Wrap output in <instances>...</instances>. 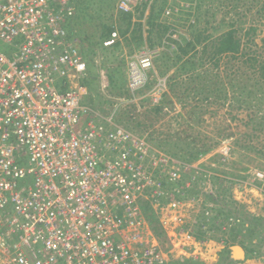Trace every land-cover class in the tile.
I'll use <instances>...</instances> for the list:
<instances>
[{"label": "rangeland", "instance_id": "rangeland-1", "mask_svg": "<svg viewBox=\"0 0 264 264\" xmlns=\"http://www.w3.org/2000/svg\"><path fill=\"white\" fill-rule=\"evenodd\" d=\"M72 8L66 31L97 76L85 103L146 140L155 165L162 161L153 174L163 198L152 203L148 191L138 204L166 264L175 261L166 230L178 233L173 240L185 233L202 241L196 250L206 261L221 263L223 249L243 240L259 253L246 254L248 263L264 264V0H76ZM229 29H237L238 52L213 55ZM109 30L116 45H104ZM131 67L144 75L134 88Z\"/></svg>", "mask_w": 264, "mask_h": 264}, {"label": "built area", "instance_id": "built-area-1", "mask_svg": "<svg viewBox=\"0 0 264 264\" xmlns=\"http://www.w3.org/2000/svg\"><path fill=\"white\" fill-rule=\"evenodd\" d=\"M75 1L0 0V264H166L138 204L163 198L162 161L85 103L87 61L65 28Z\"/></svg>", "mask_w": 264, "mask_h": 264}, {"label": "trees", "instance_id": "trees-1", "mask_svg": "<svg viewBox=\"0 0 264 264\" xmlns=\"http://www.w3.org/2000/svg\"><path fill=\"white\" fill-rule=\"evenodd\" d=\"M251 31L253 32L254 29L253 28L249 29L248 31H246V34L251 32ZM111 32H112V30L111 31L109 30V32L106 33V35H108V37H107L108 39L110 38L109 36H110ZM106 35L103 37V39L106 37ZM108 39H106V40H108ZM113 44L116 45L117 42L116 43L114 42ZM239 47H240V42H239V38L237 35V29H229L228 31H226L225 33L220 35L216 39V41L211 45L212 54L215 56L225 54V53H230V54L237 53L239 50ZM87 66H88V69L86 71V77L82 80V85H84L88 88V91L90 92V96H91L93 91L96 92L94 84L96 83V77L97 76H96V72L94 74H92L93 70L91 68L93 65H91V62L88 61ZM259 69H260V77L264 78V64H260ZM111 80H112V77H111ZM90 96L87 98L86 102H91ZM144 214L148 220V223L150 225V229L154 232V234L156 236L160 235L161 231H157V229H159V225H158L157 220L153 216V214H151L150 211L145 209V208H144ZM152 223H154L153 226H152ZM196 236L200 238V236L202 237V233H200V236H199V234ZM232 238L236 240L237 235L236 236L233 235ZM241 241L243 242L242 245L244 246V250H245L247 255H250V257H252L251 255H253V254H255V255L259 254L255 248L246 246V244L244 245V242H246V241H243V240H241ZM230 260L231 259H229V255H226L225 259L222 260L221 263L219 262V264H231L232 262ZM186 264H200V263H192L191 262V263H186Z\"/></svg>", "mask_w": 264, "mask_h": 264}, {"label": "crops", "instance_id": "crops-1", "mask_svg": "<svg viewBox=\"0 0 264 264\" xmlns=\"http://www.w3.org/2000/svg\"><path fill=\"white\" fill-rule=\"evenodd\" d=\"M167 226H168V223L167 222L164 223V227L166 228ZM145 229L148 230V231L147 230L144 231L146 239L149 240L153 244H157V241L153 237L149 228L146 227ZM172 235H175V237H177L178 233L175 234L174 232H168L166 230V237L165 238L169 240V242L167 244L168 252L170 253L169 258L173 257L171 259V261L175 260V261H172L170 264H186V263H191V262L192 263H200V264H219V261H217L218 259L214 260L212 262L206 261L204 259L205 253L203 251L198 252L196 250L199 248V246H201V243H203L202 241L199 242V241L195 240V238L189 237L185 233L180 234L179 235L180 238H176V240H173ZM219 246L221 247V245H219ZM233 246H234V244L233 245L228 244L227 249L226 248L223 249L226 252L225 254L229 255V259H231V256H232L233 251L231 250V247H233ZM237 246H239V245H237ZM241 246H242V244H241ZM242 247L244 250V246H242ZM245 255H246V252H245ZM213 256H216V255L214 254ZM178 259H180L182 261L177 262ZM173 262H175V263H173ZM248 262L249 261L245 259L243 262L239 261L236 264H249L250 262L249 263Z\"/></svg>", "mask_w": 264, "mask_h": 264}, {"label": "water", "instance_id": "water-1", "mask_svg": "<svg viewBox=\"0 0 264 264\" xmlns=\"http://www.w3.org/2000/svg\"><path fill=\"white\" fill-rule=\"evenodd\" d=\"M231 250L233 251L231 256V259L233 261L237 262L243 261L245 259V251L241 246L234 245L233 247H231Z\"/></svg>", "mask_w": 264, "mask_h": 264}, {"label": "bare ground", "instance_id": "bare-ground-1", "mask_svg": "<svg viewBox=\"0 0 264 264\" xmlns=\"http://www.w3.org/2000/svg\"><path fill=\"white\" fill-rule=\"evenodd\" d=\"M145 220V219H144Z\"/></svg>", "mask_w": 264, "mask_h": 264}]
</instances>
